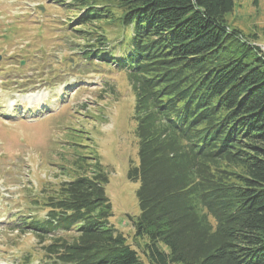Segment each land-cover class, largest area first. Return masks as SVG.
Wrapping results in <instances>:
<instances>
[{
	"label": "trees",
	"instance_id": "16d2710c",
	"mask_svg": "<svg viewBox=\"0 0 264 264\" xmlns=\"http://www.w3.org/2000/svg\"><path fill=\"white\" fill-rule=\"evenodd\" d=\"M96 1H68L80 11L70 26L122 29L114 41L71 30L91 42L80 62L124 72L134 96L137 164L126 177L138 182V214L127 217L146 262L264 264V51L227 25L234 0ZM97 158L77 157L83 172L34 200L41 214L8 219L38 238L39 264H143L110 223Z\"/></svg>",
	"mask_w": 264,
	"mask_h": 264
},
{
	"label": "rangeland",
	"instance_id": "374dc122",
	"mask_svg": "<svg viewBox=\"0 0 264 264\" xmlns=\"http://www.w3.org/2000/svg\"><path fill=\"white\" fill-rule=\"evenodd\" d=\"M54 1L0 0V264H39L38 238L11 229L8 219L41 214L34 200L55 195L61 182L83 172L75 170V159L91 156L108 175L110 223L148 264L141 253L145 239L133 237L127 217L138 214V182L126 177L137 164L134 96L124 72L80 62L78 49L91 42L71 30L95 28L114 41L122 29L104 20L70 26L80 11L70 0ZM225 21L264 51V0H234Z\"/></svg>",
	"mask_w": 264,
	"mask_h": 264
}]
</instances>
